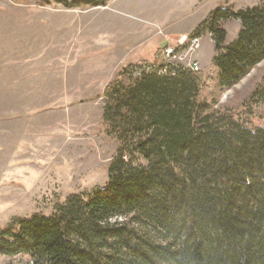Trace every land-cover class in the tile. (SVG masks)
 I'll return each instance as SVG.
<instances>
[{
    "label": "trees",
    "instance_id": "obj_1",
    "mask_svg": "<svg viewBox=\"0 0 264 264\" xmlns=\"http://www.w3.org/2000/svg\"><path fill=\"white\" fill-rule=\"evenodd\" d=\"M11 1L76 10L113 0ZM229 21L240 31L226 45ZM206 34L209 76H135L139 64L114 78L103 95L101 134L118 145L106 186L0 227L4 264H264V127L253 125L264 87L219 106L264 62V1L217 9L191 37Z\"/></svg>",
    "mask_w": 264,
    "mask_h": 264
},
{
    "label": "rangeland",
    "instance_id": "obj_2",
    "mask_svg": "<svg viewBox=\"0 0 264 264\" xmlns=\"http://www.w3.org/2000/svg\"><path fill=\"white\" fill-rule=\"evenodd\" d=\"M262 1L113 0L66 10L0 0V227L14 217L49 215L53 201L106 186L118 145L101 134L103 95L122 70L157 64L165 48L187 37L199 38L200 48L189 56L183 49L177 61L196 59L198 73L209 76L214 44L192 33L217 9ZM224 28L229 45L240 22ZM263 77L264 62L219 106L246 105ZM258 109L264 113V101ZM259 118L253 125L264 127Z\"/></svg>",
    "mask_w": 264,
    "mask_h": 264
},
{
    "label": "built area",
    "instance_id": "obj_3",
    "mask_svg": "<svg viewBox=\"0 0 264 264\" xmlns=\"http://www.w3.org/2000/svg\"><path fill=\"white\" fill-rule=\"evenodd\" d=\"M199 38H183L178 42L175 47H167L162 52V58L155 65H141L139 71L134 73L135 76H140L142 73L152 74L157 72L159 75H167L169 72H175V69H183L192 73H198L200 65L196 61H191L188 65L177 61L181 57L183 49L187 56L197 54L200 48ZM182 61L181 59H179Z\"/></svg>",
    "mask_w": 264,
    "mask_h": 264
},
{
    "label": "crops",
    "instance_id": "obj_4",
    "mask_svg": "<svg viewBox=\"0 0 264 264\" xmlns=\"http://www.w3.org/2000/svg\"><path fill=\"white\" fill-rule=\"evenodd\" d=\"M133 63H136V62H133Z\"/></svg>",
    "mask_w": 264,
    "mask_h": 264
}]
</instances>
